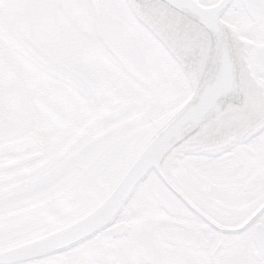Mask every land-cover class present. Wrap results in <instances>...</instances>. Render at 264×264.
Masks as SVG:
<instances>
[{
	"label": "snow or ice",
	"instance_id": "snow-or-ice-1",
	"mask_svg": "<svg viewBox=\"0 0 264 264\" xmlns=\"http://www.w3.org/2000/svg\"><path fill=\"white\" fill-rule=\"evenodd\" d=\"M0 264H264V0H0Z\"/></svg>",
	"mask_w": 264,
	"mask_h": 264
}]
</instances>
